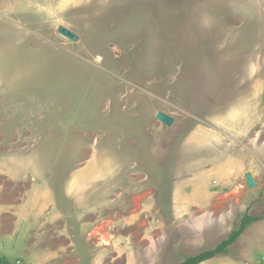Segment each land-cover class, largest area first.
<instances>
[{
	"label": "rangeland",
	"instance_id": "rangeland-1",
	"mask_svg": "<svg viewBox=\"0 0 264 264\" xmlns=\"http://www.w3.org/2000/svg\"><path fill=\"white\" fill-rule=\"evenodd\" d=\"M0 107V150L36 148L56 117L64 162L108 169L124 250L96 264H178L245 212L202 264H264V0H0Z\"/></svg>",
	"mask_w": 264,
	"mask_h": 264
},
{
	"label": "crops",
	"instance_id": "crops-1",
	"mask_svg": "<svg viewBox=\"0 0 264 264\" xmlns=\"http://www.w3.org/2000/svg\"><path fill=\"white\" fill-rule=\"evenodd\" d=\"M53 98L44 96L45 101ZM3 114L0 107V119ZM42 123L52 126L44 127L45 137L36 148L22 140L14 154L0 150V253L8 264L6 256L15 252L23 256L15 264H96L104 259L120 263L125 240L114 235L109 241L108 222L110 213L124 212V197L109 196L108 169L65 163L64 157L72 154L66 145L73 138L60 140L62 146L56 137H64L65 127L56 130V117ZM10 127L0 122V141L7 143ZM9 148L12 151V144ZM119 219L117 225L125 221ZM97 252L100 257L94 258Z\"/></svg>",
	"mask_w": 264,
	"mask_h": 264
},
{
	"label": "trees",
	"instance_id": "trees-1",
	"mask_svg": "<svg viewBox=\"0 0 264 264\" xmlns=\"http://www.w3.org/2000/svg\"><path fill=\"white\" fill-rule=\"evenodd\" d=\"M258 219V216L245 212L226 238L213 247L205 248L196 254L184 257L178 264H200L218 255L226 254L230 247L238 241L247 227ZM0 264H8V262L4 257H0Z\"/></svg>",
	"mask_w": 264,
	"mask_h": 264
},
{
	"label": "water",
	"instance_id": "water-1",
	"mask_svg": "<svg viewBox=\"0 0 264 264\" xmlns=\"http://www.w3.org/2000/svg\"><path fill=\"white\" fill-rule=\"evenodd\" d=\"M158 118L165 123H169L170 121V119L166 115H158ZM247 182L248 185L253 186V180L250 176H247Z\"/></svg>",
	"mask_w": 264,
	"mask_h": 264
}]
</instances>
